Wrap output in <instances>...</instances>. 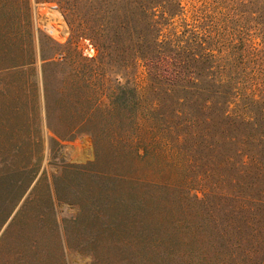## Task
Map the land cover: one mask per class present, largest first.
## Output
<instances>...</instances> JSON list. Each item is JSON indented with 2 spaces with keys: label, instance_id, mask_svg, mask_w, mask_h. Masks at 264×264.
<instances>
[{
  "label": "rangeland",
  "instance_id": "1",
  "mask_svg": "<svg viewBox=\"0 0 264 264\" xmlns=\"http://www.w3.org/2000/svg\"><path fill=\"white\" fill-rule=\"evenodd\" d=\"M134 6L0 0V264L241 261L243 244L223 224L222 207L207 213L187 192L182 116L170 117L166 131L160 111H147L150 98L138 99L145 68L117 26ZM245 10L233 13L247 26ZM179 13L162 20L164 35L181 33ZM248 26L254 33L261 24L248 18ZM251 38L264 55V43ZM139 135H150L146 150ZM120 212L137 213L133 236L114 222Z\"/></svg>",
  "mask_w": 264,
  "mask_h": 264
},
{
  "label": "trees",
  "instance_id": "2",
  "mask_svg": "<svg viewBox=\"0 0 264 264\" xmlns=\"http://www.w3.org/2000/svg\"><path fill=\"white\" fill-rule=\"evenodd\" d=\"M129 1L135 11L117 26L132 42V61L145 68L139 101L150 98L147 111H160L166 131L170 117L182 116L183 167L192 186L187 192L209 207L207 213L212 204L222 207L223 224L230 227L234 241L243 244L241 261L233 257V264H264V55L251 38L264 43V0H183V5L182 0ZM240 5L246 7L247 26L233 13ZM182 7L181 33L164 35L162 20L181 14ZM248 18L261 24L258 32H249ZM114 43L110 39L109 44ZM48 117L46 112L48 130L59 136ZM139 136L138 148L146 150L150 135ZM113 175L105 173L111 180ZM244 183L246 192L239 189ZM146 185L170 187L149 181ZM136 216L120 212L112 218L128 237L136 234Z\"/></svg>",
  "mask_w": 264,
  "mask_h": 264
}]
</instances>
